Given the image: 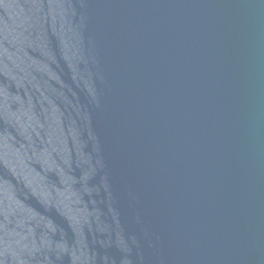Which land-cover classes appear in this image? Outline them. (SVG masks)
<instances>
[{
	"label": "water",
	"instance_id": "water-1",
	"mask_svg": "<svg viewBox=\"0 0 264 264\" xmlns=\"http://www.w3.org/2000/svg\"><path fill=\"white\" fill-rule=\"evenodd\" d=\"M0 264H264V0H0Z\"/></svg>",
	"mask_w": 264,
	"mask_h": 264
}]
</instances>
